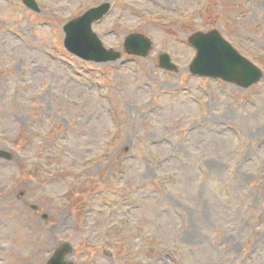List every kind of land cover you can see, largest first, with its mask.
<instances>
[{"label": "rangeland", "instance_id": "rangeland-1", "mask_svg": "<svg viewBox=\"0 0 264 264\" xmlns=\"http://www.w3.org/2000/svg\"><path fill=\"white\" fill-rule=\"evenodd\" d=\"M37 1L0 0V264L67 243L66 264H264V77L191 76L188 42L219 30L264 72V0ZM104 3L107 49L140 33L147 58L66 50L64 27Z\"/></svg>", "mask_w": 264, "mask_h": 264}, {"label": "water", "instance_id": "water-1", "mask_svg": "<svg viewBox=\"0 0 264 264\" xmlns=\"http://www.w3.org/2000/svg\"><path fill=\"white\" fill-rule=\"evenodd\" d=\"M25 3L36 9L32 0H25ZM110 8L109 3L103 4L65 27L66 46L70 52L99 63L117 61L121 58L120 53L107 50L92 30V24L103 19ZM189 42L197 50V56L190 69L194 75L222 79L243 88L260 82L264 76L260 69L241 56L216 30L210 33H196L189 38ZM152 46V42L141 34L131 35L125 42L128 53L143 57L149 54ZM160 64L162 68L170 71L178 69L168 54L161 55ZM9 157L8 155L7 158ZM71 250L70 245H64L55 253L49 264H66L64 258Z\"/></svg>", "mask_w": 264, "mask_h": 264}]
</instances>
